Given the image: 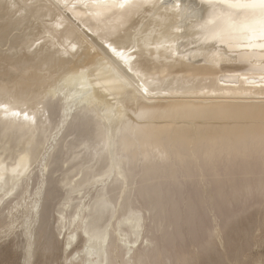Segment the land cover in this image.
I'll use <instances>...</instances> for the list:
<instances>
[{
  "label": "bare ground",
  "instance_id": "bare-ground-1",
  "mask_svg": "<svg viewBox=\"0 0 264 264\" xmlns=\"http://www.w3.org/2000/svg\"><path fill=\"white\" fill-rule=\"evenodd\" d=\"M122 3L0 0V223L24 264L53 230L66 264H224L264 227V52L207 0Z\"/></svg>",
  "mask_w": 264,
  "mask_h": 264
},
{
  "label": "snow or ice",
  "instance_id": "snow-or-ice-1",
  "mask_svg": "<svg viewBox=\"0 0 264 264\" xmlns=\"http://www.w3.org/2000/svg\"><path fill=\"white\" fill-rule=\"evenodd\" d=\"M127 3L128 0H123L121 7ZM207 3L212 11L209 19L201 25L206 40L227 44L229 48L246 41L243 46L259 48L264 52V0H207ZM233 9H242L245 12L238 17ZM111 52L126 64L131 59L114 47H111ZM261 59H264V56H261ZM128 70L131 71V68ZM155 86V81L148 80L139 87L148 93L149 89ZM12 115L19 116L20 113L13 112ZM25 118L27 119V114Z\"/></svg>",
  "mask_w": 264,
  "mask_h": 264
},
{
  "label": "rangeland",
  "instance_id": "rangeland-1",
  "mask_svg": "<svg viewBox=\"0 0 264 264\" xmlns=\"http://www.w3.org/2000/svg\"><path fill=\"white\" fill-rule=\"evenodd\" d=\"M5 212H7V210ZM263 216L264 213L260 211L255 214L254 219L255 221L257 220L260 221L262 220ZM56 218H57L56 214H54L53 217L51 216L49 217L50 222L48 221L54 229L56 228L54 226L58 225V222L57 221L55 222V220H57ZM9 219L12 220V217L10 216V218H6V222H3L2 225L0 223V264H24L23 262L24 248L22 247V245L26 242L25 240L26 238L25 236L19 235L20 234V227L18 225L19 223L17 222L14 225V227H12V225H8L10 222ZM255 224L256 223H254L253 226L254 232L252 231V236L256 235V237L250 238V240L252 241L254 240L256 243L253 241L254 242L253 244V242L249 240V245L243 247L242 250L239 252L240 254L239 253L237 254L238 255L237 257L234 258V255H232V253L229 250L227 251L226 249L225 251L224 248L220 247L221 248L220 250L222 251L223 249L224 251V252L222 251V253L224 255L226 254L225 257L224 255H222L224 264H229V262L231 263L232 261H233L232 264H242V263L264 264V227H258L257 224L256 225ZM6 225L8 227H6ZM53 234H54L53 239L56 238L53 240L54 243L56 242V244H54L55 245L54 247L56 248H53L50 251H44L43 243L45 240H41L42 241L40 242L41 244L36 243L34 246L37 249H35L32 264H66V262H69L70 256L71 258L74 257L76 255L75 254L76 250L81 249L83 243L81 237L77 238L73 242V244L68 248L66 247L67 248L66 249L65 239H64L65 230L62 232V234H59L58 231L53 230ZM234 259L237 260L235 261ZM257 260L259 263H256Z\"/></svg>",
  "mask_w": 264,
  "mask_h": 264
}]
</instances>
